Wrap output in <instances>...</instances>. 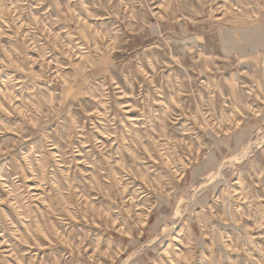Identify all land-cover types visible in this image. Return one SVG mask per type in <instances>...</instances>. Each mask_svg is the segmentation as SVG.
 <instances>
[{
  "label": "rangeland",
  "instance_id": "1",
  "mask_svg": "<svg viewBox=\"0 0 264 264\" xmlns=\"http://www.w3.org/2000/svg\"><path fill=\"white\" fill-rule=\"evenodd\" d=\"M0 264H264V0H0Z\"/></svg>",
  "mask_w": 264,
  "mask_h": 264
},
{
  "label": "bare ground",
  "instance_id": "2",
  "mask_svg": "<svg viewBox=\"0 0 264 264\" xmlns=\"http://www.w3.org/2000/svg\"><path fill=\"white\" fill-rule=\"evenodd\" d=\"M98 4V3H97ZM98 11V10H97ZM161 11V10H160ZM65 22V21H64ZM142 24V23H141ZM150 26V25H149ZM161 33V32H160ZM76 40V39H75ZM82 51V50H81ZM91 51V50H90ZM64 52V51H63ZM49 59V58H48ZM68 59V58H67ZM76 60V59H75ZM79 60V59H78ZM154 64V63H153ZM78 69V68H77ZM53 147V146H52ZM152 183V182H151ZM148 186V185H147ZM186 209V207H185ZM173 230V229H172ZM138 263V262H137Z\"/></svg>",
  "mask_w": 264,
  "mask_h": 264
}]
</instances>
